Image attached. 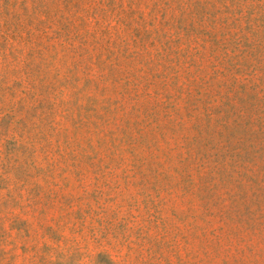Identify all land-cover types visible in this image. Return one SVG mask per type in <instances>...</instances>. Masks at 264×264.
Returning a JSON list of instances; mask_svg holds the SVG:
<instances>
[{
  "label": "rangeland",
  "instance_id": "374dc122",
  "mask_svg": "<svg viewBox=\"0 0 264 264\" xmlns=\"http://www.w3.org/2000/svg\"><path fill=\"white\" fill-rule=\"evenodd\" d=\"M0 264H264V0H0Z\"/></svg>",
  "mask_w": 264,
  "mask_h": 264
}]
</instances>
